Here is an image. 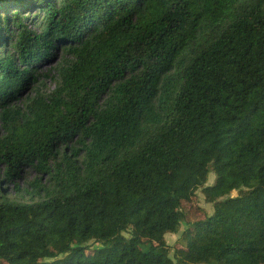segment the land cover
Returning a JSON list of instances; mask_svg holds the SVG:
<instances>
[{"label":"trees","instance_id":"obj_1","mask_svg":"<svg viewBox=\"0 0 264 264\" xmlns=\"http://www.w3.org/2000/svg\"><path fill=\"white\" fill-rule=\"evenodd\" d=\"M0 264H264V0H0Z\"/></svg>","mask_w":264,"mask_h":264},{"label":"rangeland","instance_id":"obj_2","mask_svg":"<svg viewBox=\"0 0 264 264\" xmlns=\"http://www.w3.org/2000/svg\"><path fill=\"white\" fill-rule=\"evenodd\" d=\"M64 56L63 52H59L57 54V57L54 59L44 63L42 67L38 71V83L34 86H31L18 100L17 106L22 107L23 104L27 102L28 98L34 97V95L38 92L44 95H49L57 87L58 82V75H57V68L58 64L62 61V58ZM50 96V95H49ZM213 175V174H211ZM37 174L34 171H24L20 177V179L17 181L19 191L17 190L16 184H8L6 186V190L8 191V194L12 195L13 197H17L18 199H25L26 201L30 200V197L25 194V191H30L29 188L31 182L36 178ZM211 177V176H210ZM214 183V178H211ZM210 183V184H211ZM212 183V184H213ZM236 196V193L234 194ZM184 207L188 210L195 211L198 208L206 210L209 214L213 212L212 205H208L205 202L204 196L201 193H198V196L193 198L191 202L185 203ZM194 216H188L186 219L182 221V224L179 228V231L176 234H168L166 235V239L168 244L172 247V253L171 257L177 261L178 258L176 257V254L179 258H183L185 255L184 253V241H183V235L188 227H190V223L194 221ZM177 258V259H176Z\"/></svg>","mask_w":264,"mask_h":264}]
</instances>
